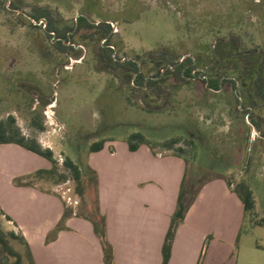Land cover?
Returning <instances> with one entry per match:
<instances>
[{"label":"rangeland","instance_id":"374dc122","mask_svg":"<svg viewBox=\"0 0 264 264\" xmlns=\"http://www.w3.org/2000/svg\"><path fill=\"white\" fill-rule=\"evenodd\" d=\"M35 6L49 9L57 28L72 25L80 15L111 22L110 44L98 35L88 37L89 31L82 29L69 33L67 49H59L56 34L45 29V19H30ZM234 38L239 54L230 61L227 46H236ZM100 46H109L112 56L121 59L140 55L143 70L154 65L149 53H169L174 61L191 56L198 64L193 72L201 74L188 83L169 79L165 86L170 90L156 97L133 89L132 82L100 60ZM249 56L257 60L248 63L247 73ZM224 62L228 74L249 77L258 67L264 77V0H0V118L13 114L21 133L51 149L58 166L51 179L40 178L37 171L50 167L47 159L16 144H0V200L16 211L8 216L15 226L11 230L22 235V228L52 220L59 208L63 214L58 224L72 214L93 225L100 215L99 193L126 190L127 170L141 168L147 149L150 158L162 159L143 163L149 170L146 178L134 177L139 179L138 187L148 191L151 219L157 215L154 207L160 205L161 191L175 183V165L180 164L187 202L217 179L236 196L231 187L244 179L252 190L254 208L244 218L242 214L234 238L235 251L240 247L238 264L245 256L252 260L257 249L264 259V124L260 129L251 125L238 81L236 88L226 83L220 91L204 89L201 78L215 73ZM234 94L237 110L231 99ZM254 106L250 115L264 118V105ZM34 114L44 130L30 127ZM133 132H141L153 148L141 144L131 150L127 140ZM191 135L193 149L188 150L185 142L178 144L185 148L183 154L154 144ZM100 139L102 149L90 152L89 145ZM66 156L81 170V194L63 166ZM60 173L67 175L64 181L55 180ZM60 188H69L77 203L66 204ZM119 213L123 218L124 211ZM226 219L231 227L230 202ZM5 221L0 218L3 228ZM53 237L51 231L33 250L12 240L20 264H62L60 244L51 248Z\"/></svg>","mask_w":264,"mask_h":264},{"label":"crops","instance_id":"0c3cea01","mask_svg":"<svg viewBox=\"0 0 264 264\" xmlns=\"http://www.w3.org/2000/svg\"><path fill=\"white\" fill-rule=\"evenodd\" d=\"M143 163L160 160L162 157L150 158L149 151L142 152ZM128 169L126 174L128 185L120 194L112 192L99 193V214L105 218L106 239L112 246L111 264H162V244L167 232L170 217L174 212L179 194L182 175L179 166L175 165L177 176L173 186L160 193V205L154 207L156 214L150 217L149 194L146 188L138 187V180L134 176L146 178L149 170L144 168ZM180 163V162H179ZM160 168L166 165L160 163ZM177 167V168H176ZM141 169V171H140ZM229 202L233 206V225L228 226L226 215L229 214ZM1 203V210L5 215L13 216L14 211ZM124 215L119 212H123ZM63 214L61 208L54 212L52 220L42 225L33 224L22 228V235L28 246L33 250L35 244L43 243V239L53 233L51 248L60 244L62 264H107L104 261L103 246L89 220L79 219L75 215H68L62 223V229L53 232L55 226L61 222ZM242 204L240 200L227 189L223 180H213L207 183L188 206L182 223L178 226L171 246L167 264H238L240 247L235 251L234 238L239 231L242 219ZM225 215V218H224ZM216 216V221L213 217ZM224 220V221H223ZM5 230L15 227L11 220L1 222ZM12 225V226H10ZM208 239L205 252L206 237ZM47 245L44 248H49ZM253 254V253H251ZM242 264H264L262 255L258 252ZM56 259V258H55Z\"/></svg>","mask_w":264,"mask_h":264},{"label":"trees","instance_id":"16d2710c","mask_svg":"<svg viewBox=\"0 0 264 264\" xmlns=\"http://www.w3.org/2000/svg\"><path fill=\"white\" fill-rule=\"evenodd\" d=\"M11 5L14 6V4ZM29 17L31 20L34 21H39L42 18L45 19V29L56 34V37H58L57 45L61 50L67 49V45L65 43L71 38L69 36V33H76L82 29L89 31L87 34L88 37L94 38V36L98 35V37L106 39V45L110 44L108 42L112 36V25L111 22L107 20L95 22L89 20L84 15H80L77 17L75 23H73L72 25H66L62 28H57L54 25V20L51 18V11L45 7L40 6L33 7L31 13L29 14ZM29 23L32 24L31 22ZM234 44L236 46H232V44H228L227 46V52L230 54L228 57L231 58L230 61L236 60V55L239 54V47H237L238 40L236 38H234ZM224 45L226 44L224 43ZM102 50L105 51V54L100 53ZM112 53V48H110L109 46H100L98 50V57L100 60H105V64L108 67L112 68L113 70H118L121 74L122 79L125 78L128 83L132 82L133 89L139 88L142 92H151L156 97H161V94L163 92L170 90V86H165L166 82L169 79H172L174 81L179 80L188 83L195 75L198 76V74H201V71L193 72V70L196 66H198V64L194 63V60L191 56L183 57L180 61H174L172 59V54L169 53H149L148 55L152 59L154 65L148 70H143L138 60L140 59V55H137L133 58L121 59L117 55L112 56ZM218 53L219 52H214V55H219ZM222 57V60H226V62H229L227 56ZM256 60V58L249 56L248 59L245 61L247 67L244 70L247 71V73L249 64L253 63ZM217 61L218 63H220L219 59H217ZM226 62H224L223 65L219 66L220 68H217L215 73H211L208 77L201 78V81L204 85V89H209L212 92L220 91L226 83H231L233 88H236V81H238L241 85L242 90L240 96H242L243 100L245 99L246 101L244 110L247 112L248 116H251V125L257 129H260V126L264 124V118H259L258 116L254 118L253 115H250V110L251 108L255 107L254 105L257 103H261L264 105L263 74L258 71V67L257 69L255 67L252 68L254 71L252 72L253 74H251V76L249 77L247 75L244 76L243 74H241V72H238L236 75L233 74L235 76L234 77L233 75L228 74V70L224 68ZM248 79H250V81H248ZM231 99L236 102V105L234 106L236 108L239 102L238 97L234 94ZM151 110H153V107L151 108ZM30 124L32 125L30 127L37 128L38 130L45 129L42 124V121L39 120L35 114L32 115ZM244 126H248L245 121ZM193 137V135L188 136L187 138H183L182 136H175L169 139H165L163 141H157L154 144L161 146L169 151L175 148L176 152L173 153L183 154L186 150L183 146H180L178 144H180L181 142H185L186 146H188V150H191L195 146ZM127 141L128 146L131 150H136L141 144H146L153 148L150 140L146 138L141 132L131 133L128 136ZM7 143L19 145L35 154L44 157L49 161V168L37 171V175L40 178L44 177L48 180L51 179L52 176L56 173L58 169L57 160L54 158L52 150L49 148H41V146L35 139L25 137L21 133L20 128L16 125L15 117L13 116V114H8L5 118H0V144ZM103 143V139L92 142L89 145V151L93 152L102 149ZM63 166L66 171H68L70 177L74 181L77 194H81L80 180L82 174L79 166L69 156H66L64 158ZM66 178V174L60 173L58 174V177L55 180L64 181ZM226 182L229 187H231V181L226 180ZM231 189L236 194L242 204L244 218L246 214L254 208V198L252 190L249 188L248 184L245 182L244 179L239 180L234 187H231ZM186 195L187 192L183 188L182 182L177 197L176 208L170 217L167 232L165 234V238L162 244V264H167L175 232L178 226L182 223L188 206L194 199L193 196V198L187 202ZM1 214H3V211L0 209V215ZM5 218L7 220H10L7 215H5ZM62 227V224H57L53 229V232L62 229ZM93 227L95 233L101 240L105 262L107 264H111L112 246L106 239L105 218L102 215H97L96 220H93ZM208 239L209 237H206L200 258L204 253V248L207 246ZM12 240H19L20 243L28 247V244L22 235L16 234L13 230H5L0 225V264H20L21 257L17 250H15V248L12 246ZM11 257L13 258V260L9 261ZM198 264H200V262Z\"/></svg>","mask_w":264,"mask_h":264},{"label":"built area","instance_id":"2783aa9c","mask_svg":"<svg viewBox=\"0 0 264 264\" xmlns=\"http://www.w3.org/2000/svg\"><path fill=\"white\" fill-rule=\"evenodd\" d=\"M60 193H61L62 199L65 201L66 204L74 205L77 203L76 197L71 195L69 188H64V189L60 188Z\"/></svg>","mask_w":264,"mask_h":264},{"label":"flooded vegetation","instance_id":"af4514ba","mask_svg":"<svg viewBox=\"0 0 264 264\" xmlns=\"http://www.w3.org/2000/svg\"><path fill=\"white\" fill-rule=\"evenodd\" d=\"M112 25V24H111Z\"/></svg>","mask_w":264,"mask_h":264}]
</instances>
